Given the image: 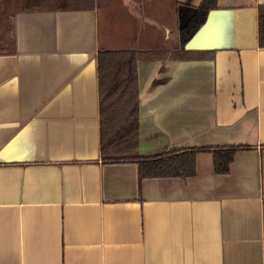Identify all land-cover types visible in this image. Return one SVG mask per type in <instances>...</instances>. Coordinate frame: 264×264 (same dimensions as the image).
Segmentation results:
<instances>
[{
	"label": "crops",
	"instance_id": "obj_1",
	"mask_svg": "<svg viewBox=\"0 0 264 264\" xmlns=\"http://www.w3.org/2000/svg\"><path fill=\"white\" fill-rule=\"evenodd\" d=\"M200 1L46 0L0 20V264H264V0H217L193 58L137 64L138 153L252 146L228 174L210 153L185 178L101 162L98 50L167 49Z\"/></svg>",
	"mask_w": 264,
	"mask_h": 264
},
{
	"label": "trees",
	"instance_id": "obj_2",
	"mask_svg": "<svg viewBox=\"0 0 264 264\" xmlns=\"http://www.w3.org/2000/svg\"><path fill=\"white\" fill-rule=\"evenodd\" d=\"M45 1L0 0V20L6 21L12 10L14 12L42 8ZM216 2L217 0L200 1L186 24L177 28L171 48L98 50L96 61L102 163H135L139 179L185 178L195 174L196 155L210 153L214 174L226 175L235 153L252 149L248 145H221L185 147L150 157H143L138 153V62L193 58L184 49V43L204 21L206 13L216 7ZM56 3L59 6L55 7L60 8L59 1ZM258 44L260 47L264 44V6L258 7Z\"/></svg>",
	"mask_w": 264,
	"mask_h": 264
},
{
	"label": "rangeland",
	"instance_id": "obj_3",
	"mask_svg": "<svg viewBox=\"0 0 264 264\" xmlns=\"http://www.w3.org/2000/svg\"><path fill=\"white\" fill-rule=\"evenodd\" d=\"M186 8V10H188V9H190V7L188 6V7H185ZM193 14H191V16H192ZM190 16V17H191ZM186 17H188V16H186ZM186 17H184V16H182L181 14L178 16V20H179V25L182 27L187 21H188V19L190 18H186ZM158 47V46H157ZM168 47H172V45L171 44H169L168 45ZM162 49H166V48H162Z\"/></svg>",
	"mask_w": 264,
	"mask_h": 264
}]
</instances>
